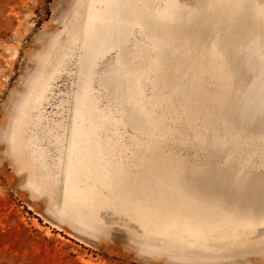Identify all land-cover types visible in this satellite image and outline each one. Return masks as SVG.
<instances>
[{
	"label": "rangeland",
	"instance_id": "obj_1",
	"mask_svg": "<svg viewBox=\"0 0 264 264\" xmlns=\"http://www.w3.org/2000/svg\"><path fill=\"white\" fill-rule=\"evenodd\" d=\"M86 3L0 0V264H264V0Z\"/></svg>",
	"mask_w": 264,
	"mask_h": 264
},
{
	"label": "bare ground",
	"instance_id": "obj_2",
	"mask_svg": "<svg viewBox=\"0 0 264 264\" xmlns=\"http://www.w3.org/2000/svg\"><path fill=\"white\" fill-rule=\"evenodd\" d=\"M102 1V0H86V6H87V15L89 17V19H93L94 22H92L91 20H89V24H93L94 27L97 25V22L95 21V19L98 17V3ZM90 33V32H89ZM88 31L86 34H89ZM93 34V32H92ZM72 191L75 193V197H77V201H88L90 199L96 201V199L94 198V196L92 195L93 193L91 192H81L77 189V186L72 185ZM80 189V188H79ZM81 190V189H80ZM79 191V192H78ZM93 192V191H92ZM77 193V194H76ZM80 193V194H79ZM77 195V196H76ZM96 197V196H95ZM75 199V198H74ZM91 201V200H90ZM98 201V200H97ZM89 203V201H88ZM92 203V201H91ZM82 204V202H81ZM90 204V203H89ZM101 204V203H100ZM83 205V204H82ZM93 205V204H92ZM98 205V203L96 204V206ZM201 215L199 214L193 221H195L196 223H201Z\"/></svg>",
	"mask_w": 264,
	"mask_h": 264
}]
</instances>
